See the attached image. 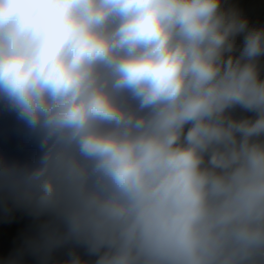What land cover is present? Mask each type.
I'll return each mask as SVG.
<instances>
[{"label": "clouds", "instance_id": "clouds-1", "mask_svg": "<svg viewBox=\"0 0 264 264\" xmlns=\"http://www.w3.org/2000/svg\"><path fill=\"white\" fill-rule=\"evenodd\" d=\"M262 59L225 0H0V101L40 149L0 198L41 264H264Z\"/></svg>", "mask_w": 264, "mask_h": 264}, {"label": "crops", "instance_id": "crops-1", "mask_svg": "<svg viewBox=\"0 0 264 264\" xmlns=\"http://www.w3.org/2000/svg\"><path fill=\"white\" fill-rule=\"evenodd\" d=\"M11 124L10 139L13 144V153L19 157L22 164L34 163L40 155L36 134L22 120L16 121L12 117ZM0 159L10 162L7 147L1 137ZM25 215V208L17 206L10 201L6 202L0 198V264H29L21 255L20 230L18 228L19 221L24 219ZM39 230L40 220L36 218V221L30 228L29 242L38 235ZM30 252L38 258L31 249ZM38 260L41 264L39 258Z\"/></svg>", "mask_w": 264, "mask_h": 264}, {"label": "rangeland", "instance_id": "rangeland-1", "mask_svg": "<svg viewBox=\"0 0 264 264\" xmlns=\"http://www.w3.org/2000/svg\"><path fill=\"white\" fill-rule=\"evenodd\" d=\"M263 4L264 0H225V7H232L238 10L241 17L247 19L250 28H264V10H261ZM242 40V35L237 38L238 46H242ZM261 75L264 77V59L261 60ZM8 110L12 114L14 120H21L14 110L10 108H8ZM232 114L234 118L237 119L254 116V113L246 111L239 106L232 110ZM77 251L85 259L88 258L83 248H78ZM68 252L69 246L59 248L53 253V259L56 261H63L68 257Z\"/></svg>", "mask_w": 264, "mask_h": 264}, {"label": "trees", "instance_id": "trees-1", "mask_svg": "<svg viewBox=\"0 0 264 264\" xmlns=\"http://www.w3.org/2000/svg\"><path fill=\"white\" fill-rule=\"evenodd\" d=\"M261 10H264V4L262 5ZM11 121L12 114L9 112L7 106H5L4 102L0 101V137L7 147V154L10 162L22 164L19 157L13 153V144L10 139V132L12 130ZM35 221L36 217L26 209L25 218L20 220L18 223V228L20 230L21 255L28 261L29 264H40L38 258L30 252L29 247V232Z\"/></svg>", "mask_w": 264, "mask_h": 264}]
</instances>
